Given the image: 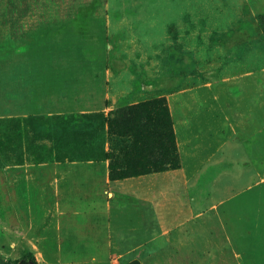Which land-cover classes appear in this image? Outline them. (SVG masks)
Wrapping results in <instances>:
<instances>
[{"label": "rangeland", "instance_id": "1", "mask_svg": "<svg viewBox=\"0 0 264 264\" xmlns=\"http://www.w3.org/2000/svg\"><path fill=\"white\" fill-rule=\"evenodd\" d=\"M156 98L180 166L110 179L106 119ZM26 254L264 264V0H0V260Z\"/></svg>", "mask_w": 264, "mask_h": 264}, {"label": "trees", "instance_id": "2", "mask_svg": "<svg viewBox=\"0 0 264 264\" xmlns=\"http://www.w3.org/2000/svg\"><path fill=\"white\" fill-rule=\"evenodd\" d=\"M108 130L128 138L120 156L112 157L110 179L117 180L180 166L173 119L161 98L141 101L112 111ZM111 157V156H110ZM0 264H38L32 254Z\"/></svg>", "mask_w": 264, "mask_h": 264}]
</instances>
